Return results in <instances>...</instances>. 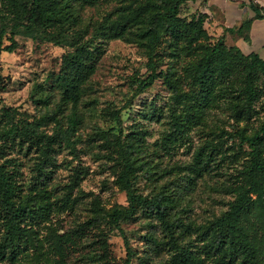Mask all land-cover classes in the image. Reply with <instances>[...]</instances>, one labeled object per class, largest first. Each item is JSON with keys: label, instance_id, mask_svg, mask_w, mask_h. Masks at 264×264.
Returning <instances> with one entry per match:
<instances>
[{"label": "rangeland", "instance_id": "obj_1", "mask_svg": "<svg viewBox=\"0 0 264 264\" xmlns=\"http://www.w3.org/2000/svg\"><path fill=\"white\" fill-rule=\"evenodd\" d=\"M15 1L0 0L3 45L11 43L18 21L12 7ZM70 6L58 3L56 10L68 18L56 15L43 26L19 33L14 51L0 56L4 84L0 129L9 126L4 110L12 108L15 124L34 130L28 139H5L0 133V164L11 166L20 188L19 201L33 209L24 222L33 244L16 260L0 264H57L60 256L54 246L66 235L74 241L72 249L67 245L69 264H101L102 256L104 264L124 263V238L108 221L114 207L128 205L118 181L119 143L123 142L135 163L137 194L166 204L179 246L199 258L194 264H219L203 252L201 231L229 209L236 199L234 190L245 184L242 171L250 147L241 146L237 132L252 135L264 121V74L251 120L237 121L221 105L189 121L178 93L168 87L164 76L134 96L140 80L150 73L145 49L103 35L104 27L119 19L124 7H145L149 12L163 8L164 0H87ZM202 6L203 1H188L181 5L179 16L198 19L204 15ZM204 26L211 42L223 37L207 18ZM170 45L168 41L159 50V70L183 67L171 57ZM78 49L94 52L95 72L75 106L64 99L60 76ZM117 110L121 123L114 117ZM177 116L184 124L182 131L177 129ZM75 117L79 121L73 129ZM203 148L212 152V160L197 174L192 171L194 157ZM48 205L50 209L43 212L41 208ZM4 215L0 204V242L5 234ZM122 227L136 252L131 264H176L177 250L169 244L157 211L141 206Z\"/></svg>", "mask_w": 264, "mask_h": 264}, {"label": "trees", "instance_id": "obj_2", "mask_svg": "<svg viewBox=\"0 0 264 264\" xmlns=\"http://www.w3.org/2000/svg\"><path fill=\"white\" fill-rule=\"evenodd\" d=\"M62 1L71 5V8L87 0L15 1L12 7L18 21L12 28L11 43L8 45H3L2 40L5 29L0 30V56L3 51H14L17 45L16 35L30 31L35 25L43 26L53 17H58L56 15H61L56 6ZM164 1L163 8L149 12L145 7L134 10L124 7L120 18L104 27L103 35L137 43L146 51L150 73L140 80L134 96L140 95L159 77L164 76L168 87L178 93L189 121H196L210 108L221 105L231 110L235 120H251L257 112L255 103L262 93L260 81L264 74V59L256 53L245 54L238 47L228 45L225 36L211 42L204 26L205 18L208 19L206 13L190 21L180 17L181 5L196 0ZM64 16L68 18L67 13L61 15ZM251 22L252 19H247L233 31L243 34L249 31ZM245 38L249 39L248 33ZM168 41L171 42V57L181 61L182 68L173 66L166 71L159 70V50ZM94 72V52L90 49H78L67 60L60 76L64 99L78 106L85 92V85ZM1 77L0 74V91L4 87ZM4 115L10 124L0 129L3 138L15 136L28 139L34 134L33 129L21 128L15 124L16 116L12 108H6ZM114 117L121 123L119 110L114 112ZM174 120L177 129L182 131L184 124L179 122L178 116ZM78 121L77 117L72 118L73 129ZM237 133L241 146L249 144L250 147L249 161L242 171L245 184L234 190L236 199L229 209L204 226L201 231L202 249L219 264H264V121L252 135L241 130ZM119 146L122 170L118 181L126 192L128 205L114 207L108 213V221L122 233L127 247V257L122 264H131L136 256L122 223L136 214L141 206L157 211L168 232L169 244L177 250L174 263H198L199 258L194 252L179 246L175 225L169 219L166 204L159 199L150 200L137 194L133 176L135 163L124 142L119 143ZM212 155L211 151L204 148L197 151L194 157L195 168L192 171L202 174L203 168L212 160ZM10 167L5 162L0 164V204L5 212V234L0 242V261L16 260L33 241L24 225L27 216L33 214V209L29 203L19 201L20 188ZM49 209V205L41 208L43 212ZM67 245L73 248L72 236H61L56 241L54 247L60 256L56 260L57 264H69L67 259L71 255V249ZM98 262L104 264V257L98 259Z\"/></svg>", "mask_w": 264, "mask_h": 264}, {"label": "crops", "instance_id": "obj_3", "mask_svg": "<svg viewBox=\"0 0 264 264\" xmlns=\"http://www.w3.org/2000/svg\"><path fill=\"white\" fill-rule=\"evenodd\" d=\"M201 9L209 16L208 23L213 24L217 35L225 36L228 45L238 47L245 54L256 53L264 59V0H207ZM247 19H252L249 31L243 34L233 31ZM246 33L249 39L245 38Z\"/></svg>", "mask_w": 264, "mask_h": 264}]
</instances>
